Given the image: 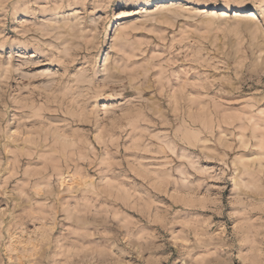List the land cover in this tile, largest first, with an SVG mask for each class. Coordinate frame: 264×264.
Segmentation results:
<instances>
[{
    "label": "clouds",
    "instance_id": "obj_1",
    "mask_svg": "<svg viewBox=\"0 0 264 264\" xmlns=\"http://www.w3.org/2000/svg\"><path fill=\"white\" fill-rule=\"evenodd\" d=\"M0 264H264V0H0Z\"/></svg>",
    "mask_w": 264,
    "mask_h": 264
}]
</instances>
